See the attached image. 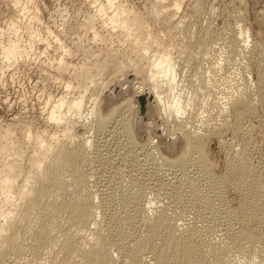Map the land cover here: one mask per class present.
<instances>
[{
  "label": "rangeland",
  "instance_id": "374dc122",
  "mask_svg": "<svg viewBox=\"0 0 264 264\" xmlns=\"http://www.w3.org/2000/svg\"><path fill=\"white\" fill-rule=\"evenodd\" d=\"M99 1H103L101 2L103 4L108 2L107 0ZM156 1L115 0L112 9L114 8L113 11L118 9L120 12L131 9L136 12L138 10V13L141 11L140 14H142L144 19L146 18L141 21V26L146 30V33L147 31L150 32L151 35L148 36V39L150 37L153 39L147 40L148 42L150 41L149 43L153 49L155 47L163 51L171 50L176 42L173 51H171L173 53L176 52V55L178 53V60L181 59L180 57L182 56L184 59L182 58L181 60H186L184 62L189 64H183L184 62L182 64L179 63L181 78L187 70L186 76L182 78L185 83H183V81L181 82L187 85L186 87H191V83L197 82L199 87L198 93L192 96L195 99H193L195 103L192 104L194 105V117H199V109H202L204 106V108L209 107V110L205 112L206 118L203 124V126H207V128H203L211 129L213 123H219V121L224 118L225 113L221 111L222 104L219 103V101L222 102V100L229 97L238 99V97L241 98L242 95H247L250 98V109L240 111L241 114L238 119L232 118L233 112H229V117H231L234 124L237 123L236 125L239 127V130L236 131L237 133H234V131L230 129L227 133H224L225 136L224 134L222 135L225 141H233L231 145H235L234 148L237 147L236 152L239 153L242 148H246L243 152L245 158L240 162L244 161L241 167H244L245 163L247 164L249 161H251L249 165H252V168L248 165L249 170H251V177H246V183L248 185L246 195L248 198L242 197L238 193L239 189H237V191L235 188L238 176L228 169L230 159L228 155L229 146L222 145L223 143L219 141V136L221 135H218L219 133H215L218 137L214 136L215 134H212L213 137L210 135L211 137L206 141L207 143L202 151V155L211 171L205 169L204 174L199 178L188 177L185 174V168L190 161L188 156L190 152H192V145L187 139V134L183 136L177 135L171 140L169 137V141H164L167 147L165 145L163 148H159L160 151L156 150L153 146L151 147V145L144 148L143 146L147 145L145 143L147 136L145 132V123L148 122L149 117H152V114L148 113L149 102L143 95L138 96H142L145 108L144 111L142 109V103L136 98L139 102V117L136 128L135 124H133L135 138L127 137V133H122V130L119 129L120 126H116V123H113V125H111L113 127L109 128L111 131L108 136L106 135L108 138L99 133L100 131H95L94 127L92 128V123L94 121L91 123V120H93V118L95 119L96 116L91 110L92 98H89L90 100L87 99V94H89L90 91L92 94V90L93 93H95L93 87L94 82L102 75L104 78L110 77L113 69L111 67L108 68L107 71L106 69L102 71L98 64L101 70L93 63L97 58V61L100 63L102 60L103 64L104 61L107 60L108 63H111L112 56L114 54H119V52L121 53L124 49H126L125 52L128 56L127 58H129L128 60L134 57L138 52L136 51L137 45H134V50L133 42L132 45L128 40L127 42L126 38L124 39L123 35L119 32L121 30L118 29V27L116 30V27L112 28L113 26H111V24L108 25L103 21L101 22V18L96 17L95 10L97 6L101 4L98 0H0V207L5 205V202L2 201V194L6 193L9 189L8 184L14 178L12 173L3 167L4 165H2V163H8L13 158V161L22 159L23 163H25L24 166L26 165V168H28L30 165L29 160L32 155L31 153L35 150H32L33 147L35 148V146H33L34 144L45 148H52L57 138L51 139V135L54 133H57L56 136L61 135L60 137L63 138H61L62 140H68L63 134V132H65L64 130L67 129H65V125L63 124L60 126L57 123L56 125L55 122L48 120L47 100L52 99L51 101H54V99H58L64 95L67 96L66 94L69 93L68 98H77L80 94L83 95L84 92L87 97L86 101H84L85 104L82 108L81 117H78L81 123L78 124L77 128L81 124L83 127H81V125L77 131H72L73 133H70L74 138L71 142V146L75 144L76 138L77 140H84L85 137H92L95 140L92 141L93 139H91L88 144L89 158L86 159L88 163L86 161L82 163L85 165L84 167H86L83 171V180L86 184L85 188H87L90 193L94 194V201L105 208L109 214V216L107 214L108 217L111 216L112 212L110 211H113L111 209L117 211H115L116 223L114 225V232L116 233L115 227L117 231L120 229V233H117L121 241V247L123 248L119 249V245L114 242L112 245L111 243L109 244L108 249L114 252V261H112V263L131 264L129 260H124L120 253H124L126 248L131 249V247H138L136 246L138 245L137 241L135 240V242L134 239L137 238V235L141 234V229H143L141 227L142 221L147 219V224L150 225L151 230H163L170 233L169 242H171V245L172 243L174 244V242L176 244L183 242V236L187 239L190 237L195 238V240L197 239L194 245L197 248L200 247L204 255L205 252L203 253V251H208V254L206 253V259H209L210 261H208L210 263L264 264V241L258 238L261 236V232L264 233V0H199V2H197L198 0H194L196 1L195 3L194 1L192 2V0H184L179 10L176 9L175 12L172 13H169L170 11L168 12L169 14L166 18L173 20V24L169 25L164 17L166 12L161 10L163 9L161 7L168 3L171 4L172 0H165V4H162L160 2L161 0ZM203 2L204 5L202 4ZM199 3L202 4L204 9H202L203 7L200 6L201 4L199 5ZM116 4L120 5L117 6ZM150 4H152V6ZM172 5H170V9L168 8L169 10L175 8L174 4ZM116 6L118 8H116ZM110 11L112 12L111 9ZM36 14L38 16V21L33 20ZM159 16L161 18H159ZM162 18H164V21ZM162 22L166 24V28ZM29 24L32 25V27L29 28ZM101 25L103 27H101ZM33 28L36 31L40 30L39 33L41 36L43 35L42 38H46V41L43 39V41L38 40L32 43L29 31H32ZM202 29L204 31H201ZM206 30L210 32L208 33ZM242 31H247L250 41L248 46H245V42L243 41L244 36H241ZM199 32H201V34ZM217 32H219L218 35ZM220 32L226 39L220 35ZM183 34L186 35L184 36ZM206 34H208L209 39L205 36ZM190 35L193 37H189ZM202 35L203 38L201 37ZM219 36H221L222 39L219 38ZM199 37L202 39L206 37V41H201ZM195 38H197L196 41H194ZM16 41H18V43ZM190 41L192 42L190 43ZM197 41L203 42L202 44L199 42L201 47L199 43L195 44ZM207 41V45H204ZM11 42H16V45H19L18 48H16L17 53H15V56L12 57L13 59H11L10 62L7 61V63L3 58L4 54L2 50H4L9 43L11 44ZM187 42L190 43L191 46H188ZM170 43H172L173 46L171 48ZM128 45L130 46L128 47ZM203 46L204 51H201L203 50ZM127 47L128 49L131 47L136 53H133L132 50L130 51V53H132L130 55ZM190 49L195 51V54L192 53ZM113 51L115 52L114 54ZM200 52L203 53L201 54ZM100 53L102 58L98 56ZM198 53H200L199 55H201V57ZM104 54H107L108 58L107 55ZM207 55H209L212 60L218 61L219 59V61H221L220 69L217 67L218 64H216V62H212L213 64L215 63L214 65L210 63L212 60H210ZM109 56L111 58H109ZM191 57L192 59H189ZM198 58H200V60ZM193 59H196L195 61L198 62H191ZM58 61H61V68H57ZM142 62L145 61L143 60ZM189 62L194 66L198 64L197 68L199 67V71L195 68L196 66H192L191 68ZM84 63L85 65L87 64L86 66L92 65L89 68L90 70H86L84 73L90 76H84L82 78L83 75L79 76L73 72V70L76 68V70L80 71L82 66H85L83 65ZM102 63L100 65H102ZM93 65L100 72L96 69L95 71L93 69L94 67H92ZM183 65L188 67L184 68ZM181 67L186 70L184 71ZM210 68L213 69L210 70ZM126 71L127 74L131 76H127L128 78H135V80L140 79L139 75H137L138 73L131 67L128 66ZM218 71L221 72V74ZM212 72H214V74ZM190 73H192V75L194 74L196 77L200 76L199 79L193 81L196 77L194 75L192 77ZM215 73L220 74L219 78L217 77L218 81L214 78L218 76L217 74L214 76ZM209 74L212 75L213 80L216 81L215 83L212 80L216 85L220 86L223 83V85L220 86V93L215 92L213 89L214 87L210 88L208 87L209 85L204 82V78ZM68 81L71 82L72 85V89L70 88L69 90L66 87ZM219 81L222 82L217 84ZM127 84L128 82H126L125 86ZM87 86H89V89ZM131 87L132 86L129 87L130 91H132ZM223 90L225 91L224 93H222ZM120 91L121 86L115 91L113 90L107 93L106 98L108 102H105L101 112H98V117H108L109 114L112 115L117 106L123 102L118 101L123 97L121 96L122 94L120 95ZM190 93L191 91L185 93L184 103L187 102V97H190ZM108 94L110 95L108 96ZM215 100H217V102ZM215 102L220 106H216ZM218 109L222 112V118H220L221 112H217ZM219 113L220 115L218 116ZM207 118L209 119L207 120ZM83 120L86 122H83ZM24 125L27 126L25 127ZM24 129L31 132L33 135L31 140L35 142L29 147L24 143L25 138L29 135ZM140 129L141 131L145 129L143 135H140ZM158 129L163 130L164 134L159 131L155 139H161V137L165 139L166 131L162 127ZM230 138H233V140ZM20 150H22V155ZM17 152L19 154H17L18 156L21 155L18 159L16 155ZM246 152H250V154L246 155ZM184 154L186 155V159L183 161L185 165L176 171L171 169L170 164L172 161L179 159L178 157ZM245 155L250 157L248 158ZM53 156L52 160L56 162L55 159H57V155L55 152ZM258 172L261 173L258 174ZM254 175L257 177L260 176L257 178ZM17 179L18 182H21L23 178L20 176ZM260 185H262L261 190ZM85 188L83 187L84 190ZM224 193L225 198L223 200L222 194ZM133 205L138 208L134 210L132 208ZM8 207V205L4 206L5 209H8ZM255 208L256 213L254 214L257 215L251 213ZM246 211H249L248 218H250L248 228L257 234L253 239H245L244 237L237 236L239 234L236 233L239 224L238 218L243 217ZM88 233L89 232H86L84 234L90 237L91 234ZM86 235L80 238L82 242L84 238L86 239ZM156 240V244V241H154L153 244L151 243L150 245H156V248L159 250L160 244L158 241L160 240ZM261 242H263V244ZM203 247L205 250L202 249ZM253 247L254 250L257 247L256 250L260 252L262 250V252L256 251V253ZM154 253L155 251H153V256H155ZM173 253L174 251L171 247L167 253L156 259L157 263L151 254L152 260L151 258L148 260L150 264H176L172 260ZM150 255L148 254L146 256L149 258ZM204 255H201V257H204ZM208 255L212 259H210ZM79 263H81L80 260ZM112 263L109 262L108 264ZM191 264L197 263L191 262Z\"/></svg>",
  "mask_w": 264,
  "mask_h": 264
},
{
  "label": "bare ground",
  "instance_id": "6f19581e",
  "mask_svg": "<svg viewBox=\"0 0 264 264\" xmlns=\"http://www.w3.org/2000/svg\"><path fill=\"white\" fill-rule=\"evenodd\" d=\"M107 1H108L107 3L103 4V3H101L103 1L98 0V2H100L101 4L99 6H97V9L95 10L96 11V17L101 18L100 19L101 22L103 21L104 23H106L108 25L111 24V26H113L112 28L116 27V30L118 27V29L121 30V31H119V30L118 31L121 33V35H123L124 39L126 38V41L128 40L129 42H131V45L133 42V49H134V45L135 44L137 45L136 51H138V52L137 53L134 52L135 49L133 50V49H131V47L128 49V47L130 46V45H128L127 49L129 50V53L132 50H133V53H136V55L135 56L133 55L134 57H131L130 60H128L129 58H127L128 56L125 52L126 49L123 50L121 48L124 52L122 51L121 53L119 52V54H114L115 52L113 51L114 55L112 56L113 58H112L111 63H108V60L106 59L107 61H104V64H103L102 63L103 60L100 59V60H102L101 61L102 65H100L101 63L99 61H97L98 58L96 60L97 63H96V61L94 63L92 62L93 64H96V67L98 69H99V67H98V65H99L101 67L102 71H104L105 69L107 71V69L111 68V67L113 68L112 74L110 73L111 76L109 74L108 75L110 77L107 76L109 79L104 78L103 75L101 77H99V79L97 81H95L94 85H93V87L95 89L94 90L95 93H93V90H92V94L90 93L91 91L89 92V94H87L88 95L87 99L92 98L91 99V101H92L91 110L96 116L95 119L93 118V120H91V123H92V121H94L93 122L94 124L92 123V125H93L92 128L94 127L95 131H97V132L100 131L99 133H101L105 136L106 135L108 136L110 131H111V130H109V128H112L113 126H111V125H113V123H116L117 124L116 126H118V125L120 126L119 129L122 130V133L123 132L127 133V137L135 138V133L133 130V124H135V128H136V124L138 122V117H139V115H138V113H139V102L142 103L143 111L145 109L144 108V101H142V96L139 97L138 95H143V96H145L146 100L149 102L148 103L149 104L148 105V110H149L148 113L152 114V117H149L148 122L145 123L146 124V127H145L146 131L145 132L147 134L145 143L147 145H144L143 146L144 148L151 145V147L153 146L154 148H156V150H159V148H163V146L166 145V143H164V141L165 142H167V140L169 141V139H168L169 137L171 140V139H173V137H176L177 135L183 136V135L187 134L188 135L187 139H188L189 143H191V145H192V149H191L192 152H190V154L188 156L190 158V161H189V163H187V167L185 168V172H186L185 174L188 177L199 178L202 176V174H204L205 169H208V171H211V169L209 170V168H208V166H209L208 163L205 162L204 157L202 155V151L205 148L206 143H207L206 141L209 137L212 136V134L219 133L218 135L221 134L219 136L220 137L219 141L223 143V144L222 143H219V144H222L224 146L225 145L229 146V148H228L229 154L228 155L230 156V159L228 158L229 159V163H228L229 168H228V166H227V168L229 170L233 171L235 174H237L236 176H238V179L236 180V183H235V188H236V190L239 189L238 193L242 197L248 198L246 195V191L248 188V185L246 183V179H247L246 177H251V170H249V168H248V165L251 161L248 160V158L250 156L248 157L246 155L250 154V152H248V153L246 152V155H245L246 157H248L247 160L249 162L247 161L248 163L247 164L245 163L244 167H241L243 165L242 163L244 161L243 162H240V161L242 159L244 160V158H245L243 155V152L246 150V148H242V150L239 153L236 152L237 147L234 148L235 145L234 146H233V144L231 145V142H233V141H231V140L225 141L224 137L222 135L225 132L227 133V131H229L230 129H232V131H234V133L237 130H239L238 129L239 127L236 125L237 123L234 124V122L232 121V118L238 119L240 117V114H241L240 111H242L244 109H246V110L250 109V107H251L250 98L247 95L246 96L242 95V97L241 98L238 97V99L229 97V98L222 100V102L219 101V103L222 104L221 105V109H222L221 111H223V113H225L224 114L225 116L221 121H219V123H215V124L213 123V126L210 125L211 129H205V128H207V126L206 127L203 126L205 118H206L205 112L207 110H209V107L204 108L205 107L204 106L202 109H199L200 110V112H198L199 117H197V116L194 117V113H193L194 112L193 111L194 105H192V104H194L195 102H193L194 98L192 96L194 94L198 93L199 87H198L197 82L191 83V84L189 82L190 86L192 85L191 87H186L187 85L183 84L185 82L182 80V78L184 76H186L187 70L185 69L186 70L185 71L181 67L185 71L184 76L181 78V71L179 70L180 69L179 63L182 64L186 60L182 61L181 60L183 58L182 56L181 57L179 56L181 59L178 60L177 59L178 53L176 55L175 54L176 52L175 53L172 52L175 45H176V42L173 40L175 42V45H173L174 47L172 46V43H170L171 45L169 44L170 48L173 47L171 49L172 51L170 49L163 51L159 48L156 49L155 47L153 49V47H151V45L149 43L150 41L148 42V40L152 38V37H150L148 39V36L151 35L150 32L147 31V33H146V30H144V28L141 26V21L144 19L142 14H140L141 11L139 10L140 12L138 13V10L136 12V11L132 10L131 8H130L131 10H128V11H122L121 10L122 12H120L118 9L113 11L114 8L112 9V6L114 5L115 0L114 1L113 0H107ZM183 1L184 0H172L171 4L170 3L165 4L166 3L165 0H161L160 2L162 4L165 2L164 6L162 4H160V5H162L161 8H163L161 10L166 12L165 13L166 15H164V17L165 18L168 17V14L175 12L176 9L179 10V8L183 5L182 4ZM193 1L194 0H192V2ZM196 1H194V3ZM201 1H203V0H201ZM197 2H199V0ZM172 4H174L175 8H171V10H169L171 7L170 5H172ZM200 4L201 3H199V5ZM202 4L204 5V2ZM202 4L200 6H202ZM118 5H120V4H118ZM150 5L152 6V4H150ZM117 6H116V8H118ZM110 9L112 10V12L110 11ZM202 9H204V7ZM126 10H127V8H126ZM158 10H160V9H158ZM239 16H240V14H239ZM98 18H96V19H98ZM159 18H161V17L159 16ZM162 19L164 21V18H162ZM33 20L38 21L37 14L34 15ZM156 20H158V19H156ZM166 20L168 21V25L173 24V20H171L169 18L168 19L166 18ZM149 21H151V20H149ZM153 23H154V21H153ZM156 23H157V21H156ZM163 24L165 25V28H166V24L165 23H163ZM108 25H106V26H108ZM30 27H32V25H30L29 28ZM101 27H103V26L101 25ZM162 27L164 28L163 25H162ZM26 28L29 29L28 27H26ZM109 30H111V29H109ZM209 30H210V28H209ZM201 31H204V30L202 29ZM29 32H30L29 36L31 35L30 39H31L32 43L34 41L36 42L38 40L43 41L44 38H42L43 35L41 36V34L39 33L40 30L36 31L33 28L32 31L30 30ZM51 32H52V30H51ZM51 32H50V34H51ZM96 32H98V31H96ZM207 32L209 33L210 31H207ZM199 33L201 34V32H199ZM199 33H198V35L200 36ZM218 33L219 32H217V35H218ZM202 34H203V32H202ZM15 35H17V34H15ZM183 35L185 36L186 34H183ZM220 35H221V32H220ZM242 35L244 36V38L243 37H240V38H243V41L245 42V46H248L250 41L248 39L247 31H242L241 36ZM205 36H207L209 39L208 34H206ZM221 36H219V38L222 39V37L224 35L222 37ZM189 37H191V35ZM201 37L203 38V35ZM214 37H215V35H214ZM18 38H19V36H18ZM197 38H198V36H197ZM197 38H195L194 41H196ZM202 38H200L201 41H203V42L206 41V39H205L206 37H204L205 40ZM13 39H14V37H13ZM224 39H226V38H224ZM175 40H176V37H175ZM184 40H185V38H184ZM210 40H211V37H210ZM215 40H217V39H215ZM240 40H242V39H240ZM208 41L205 42L204 45L205 44L207 45ZM16 42L18 43V41H16ZM16 42H11V44L9 43V45L6 46L4 48V50H2L3 54H4L3 58L5 59L6 62L7 61L10 62L11 59H13L12 57L15 56V53H17L16 48H18L19 44L16 45L17 44ZM183 42H186V41H183ZM191 42L192 41H190V43ZM199 42L197 41L195 44H197ZM213 42H214V40H213ZM190 43L187 42L188 46H191ZM200 43H199V46L201 47L202 43L201 44ZM169 45H166V46H169ZM28 46H30V45H28ZM167 48H169V47H167ZM205 48H206V46H205ZM241 48H243V47H241ZM114 50H115V48H114ZM201 51H204V46H203V50H201ZM192 53L195 54V51H192ZM192 53H190V54H192ZM200 53H198V55ZM107 54H104V55H107ZM131 54L132 53H130V55ZM111 55H112V53H111ZM24 56H26V55H24ZM98 56H101V53ZM186 56L189 57L188 55H186ZM196 56H197V52H196ZM199 56L201 57V55H199ZM207 56H209V55H207ZM215 57H216V55H215ZM99 58H102V56ZM107 58H108V55H107ZM109 58H111V57L109 56ZM211 58H213V57H211ZM189 59H192V57ZM198 59L200 60V58H198ZM202 59H203V57H202ZM206 59H207V57H206ZM209 59H210V56H209ZM143 60L145 62H142ZM195 60L196 59H193V61L191 60V62H194ZM210 60H212V59H210ZM210 60H208V61H210ZM201 61H203V60H201ZM213 61L216 62V64H218V66H217L218 68L221 66V61H219V59H218V61L212 60V61H210V63H212ZM191 62H189V63L191 64ZM62 63H64V62H62ZM65 63H66V61H65ZM185 63L186 62H184L183 64H185ZM186 64H188V63H186ZM212 64H211V66H212ZM83 65H85V63ZM86 65L82 66L80 71L76 70V68H75L73 70V72H75L79 76L83 75L82 78L84 76L85 77L90 76L89 74H84V73L86 70H90L89 68L92 64L90 66L88 65L89 67ZM61 66H62L61 61H58L57 62V68H61ZM66 66H67V63H66ZM128 66L131 67L135 72L138 73V74L137 73L136 74L139 75L141 80L140 79L135 80V78H128V77H131L129 74H127V71H126V68ZM190 66L192 68V66H194V65L191 64ZM195 66H196V64H195ZM197 66H198V64H197ZM197 66L195 68H197ZM259 66H263V65H259ZM63 67H62V69H63ZM92 67H94L93 68L94 70L96 69L94 65ZM183 67L187 68L188 66L186 67L183 65ZM215 67H216V65H215ZM64 69H65V67H64ZM101 69H99V70H101ZM189 69H190V67H189ZM212 69L210 68V70H212ZM99 70H97V71H99ZM183 70H182V72H183ZM195 71H196V69H195ZM198 71H199V69H198ZM192 73H193V71H192ZM192 73H190V75H192ZM212 73L214 74V72H212ZM212 73H210V74H212ZM219 73L221 74V72H219ZM210 74L204 78L205 79L204 82L209 85L208 87H210V88L214 87L213 89L215 90V92L220 93V91H221L220 86L223 85V83L220 86L216 85L215 84L216 81L213 80L212 75H210ZM216 74L218 76H216ZM220 74L215 73V75H214V76H216V77H214L215 80H217L219 78ZM193 75H192V77H193ZM226 75H227V73H226ZM199 77H196V79L193 81H196L197 79H199ZM136 78H137V76H136ZM212 80L215 83H213ZM181 81H183V83ZM126 82H128V84L125 86ZM221 82L219 81L217 84H220ZM91 85H92V83H91ZM119 85L121 86L120 95L122 94L121 96H123V97H121V99H119L118 101H123V102H121L120 105L117 106V108L114 110L112 115L109 114L108 117H105V116L98 117V112H101V109H102L103 105L105 104V102H108L107 98H106L107 93L110 91H113V90L115 91L116 89L120 88ZM129 85L132 86L131 87L132 91H130ZM66 87L68 90L70 88L72 89L71 82L68 81L66 83ZM88 87L89 86H87V88ZM224 88H225V86H224ZM88 89H87V91H88ZM224 90L222 91V93H224L226 91V90L225 91ZM87 91H85V92H87ZM189 91H191V93L189 95L190 97H187V102L184 103L185 93H187ZM69 94H66L67 96L64 95V96L59 97L58 99H54V101H51L52 99H48L46 102V104H47L46 107L48 110L47 111L48 112V117H47L48 120L55 122V124L57 123L60 126L64 124L65 129L66 128L67 129L66 130L63 129L65 131V132H63V134H64V136H66V138H68V140L67 139L62 140L63 138L60 137L61 135L56 136L57 133H54L51 135V139H54L55 137H57L55 139L56 143H55V145H53L54 148L53 147H52L53 149L52 148H45V147L40 146V145H35L34 144L35 142L31 140V137H33L31 132L24 129V130H26V132L29 133L28 137L25 138L24 143L27 144L26 146H28V147L31 146L32 144H34L33 146H35V148L34 147L32 148V150L35 149L34 150L35 153L33 151L34 154L31 153L32 154L31 158L29 157L30 158V160H29L30 165L28 164L29 167L26 168V165L24 166L25 163H23L22 159H20L18 161H13V159H14L13 158L12 160H10L11 162L8 160L9 161L8 163H5V164L2 163V165H4L3 167L7 171L12 173L14 178L8 184L9 189L6 191V193L2 194L3 195L2 201L5 202V205H2L0 207V264H108L109 262L112 263V261H114V252H112L110 249H108L109 244L111 243V245H112L114 242L115 244L117 243L119 245V249L123 248V247H121V241L118 238V233H117V232H119L120 229H118V227H117V229H118V231H117L116 227H115L116 233L114 232V225L116 223L115 217H116L117 211L115 210L116 211L115 212L114 209H111L113 211H110L112 213H111V216L108 217L109 214L107 213L105 208H103V206L99 205L98 203H96L94 201V199H95L93 197L94 194L90 193L88 191V189L85 188L86 184L83 180L84 179V175H83L84 172L83 171H84V168H86V167H84L85 165H83L82 163H85L84 161H86L88 163V161L86 160L89 158L88 157V155H89L88 154L89 153V145L88 144L90 143L91 139H93V138L92 137H85L84 140L83 139L77 140V138H76L78 136L77 135L75 137L76 138L75 142H74L75 144L71 146V142L74 140V138L70 133H73L72 131H74V132L77 131L79 129V127L82 125L81 124L77 128L78 124L81 123L79 121L78 117H81L82 108L85 104L84 101H86L87 96L83 92V95L80 94L77 98H75V97H72V98L69 97L68 98ZM247 94H248V92H247ZM89 95H90V97H89ZM109 95L110 94H108V96ZM249 96H251V95H249ZM136 98L139 102L136 100ZM215 101L217 102V100H215ZM218 105L219 104L216 103V106H218ZM121 107H122V109H121ZM219 109H220V107H219ZM219 109L217 110V112H221V111H219ZM151 112H153V113H151ZM209 112H208V114H209ZM229 112H233L232 118L229 117L230 116ZM219 115H220V113L218 114V116ZM210 116H211V114H210ZM227 117H229V118H227ZM84 118H86V117H84ZM220 118H222V112H221ZM208 119L209 118H207V120ZM52 122H50V123H52ZM83 122H86V121L83 120ZM210 123H211V121H210ZM81 127H83V125ZM159 127H162L166 131L165 139H163L162 137H161V139H157V140L155 139L156 134L159 131H161V133L164 134L163 130L158 129ZM203 127H205V128H203ZM28 129H30V128H28ZM145 129H142L143 131H141V129H140V132H141L140 135L141 134L143 135ZM107 131H108V133H107ZM75 134H74V136H75ZM136 134H137V131H136ZM214 136H217V134H215ZM224 136H225V134H224ZM79 137H81V136H79ZM102 137H104V136H102ZM230 139L233 140V138H230ZM92 141H95V140L93 139ZM229 142H230V144H229ZM95 144H97V143H95ZM143 147H142V149H143ZM166 147H167V145H166ZM21 148H17V149H21ZM17 149H16V151H17ZM21 152H22V150H20V153ZM54 152L57 155V159H55L56 162L54 160H52V158L55 157V156H53ZM17 154H18V152L16 153V155ZM18 155H17V159H18V157H20L22 155V153L20 156H18ZM178 158L179 159L172 161V163L170 164L171 169H173L175 171L178 169H181V167L185 165L183 163V161L186 159V155L185 154L181 155ZM3 162H5V161H3ZM261 164H262V162H261ZM250 166L252 168V165H249V167ZM254 170H252V171H254ZM257 171H259V170H257ZM254 172H256V171H254ZM261 172H262V169H261ZM261 172H258V174ZM20 176L23 179L21 180V182H18L19 180L17 178ZM68 177H70L71 179ZM255 177H257V176H255ZM82 185L85 188V190L83 189ZM69 186H71V187H69ZM261 186L262 185H260V190H261ZM222 196H223V200H224L225 193L222 194ZM95 197H96V195H95ZM6 205L9 206L8 209L4 208V206H6ZM132 208L134 210H136V208H138V207H135V205H133ZM248 213H249V211H246L244 213L245 215L243 217L238 218L239 224H238V230L236 233L239 234L237 236L244 237L245 239H247V238L253 239L257 236V234L248 228L249 227V221H250V218H248ZM251 213L252 214L256 213V208ZM107 214H108V216H107ZM254 215H257V214H254ZM146 220L142 221L141 227L143 229H141V231H142L141 234L137 235V238L134 239V241L135 240L137 241L138 245H136V246H138V247L137 248L131 247V249L126 248L124 253H120L123 256L124 260H126V259L129 260V262H131V264H134V263L135 264H150L148 259H150L153 256V251H155V253H154L155 256H153V259L157 263L156 259L159 258L160 256H162L163 254L167 253L169 251V249L172 247L173 251H174L172 260L176 264H191V262L197 263V264H204V263L205 264H211L212 263V262L211 263L209 262L210 261L209 259H206V253L208 254V251L206 252L205 248L203 247L202 249L205 250V251H203V253L205 252V255H204V254H202L201 248L200 247L197 248L194 245V243L196 242L197 239L195 240V238H193V237H190L189 239H187L186 237L183 236V238H182L183 242H180L179 244H176L174 242V244L172 243V245H171V242H169L170 233L168 231H163V230H159V231H156L154 229L151 230L150 225L147 224L148 221H146ZM86 232H89L88 234H91V236L87 237V235L84 234ZM84 235H86L85 236L86 239L84 238L85 241L83 240V242H82L80 238H83ZM258 238L264 241V233L261 232V236ZM156 239L160 240V241H158L160 244V246L158 245L160 247L159 250L156 248L157 247L156 245H154V246L150 245L151 243L153 244L154 241H156L155 242V244H156L157 243ZM118 241H120V242H118ZM252 241H254V240H252ZM122 242L125 243L124 241H122ZM198 242H199V240H198ZM254 242H256V241H254ZM204 243H205V241H204ZM261 243L263 244V242H261ZM257 244H259V243H257ZM132 246H133V244H132ZM255 246H257V245H255ZM257 247H256V249H257ZM263 248H261V249H263ZM256 249L254 250V247H253V250L255 252L257 251ZM117 251H119V250H117ZM261 252H262V250H261ZM148 254L149 255L151 254L152 256L150 255V257L148 258L146 256ZM201 255L202 256L204 255V257H201ZM196 257H197V259H196ZM208 257H209V255H208ZM210 259H212V258H210ZM79 260L81 263H79ZM151 260H152V258H151ZM224 263H226V262H224ZM224 263H221V264H224ZM112 264H114V263H112ZM214 264H216V263H214Z\"/></svg>",
  "mask_w": 264,
  "mask_h": 264
}]
</instances>
